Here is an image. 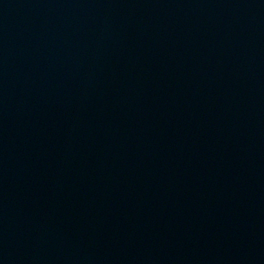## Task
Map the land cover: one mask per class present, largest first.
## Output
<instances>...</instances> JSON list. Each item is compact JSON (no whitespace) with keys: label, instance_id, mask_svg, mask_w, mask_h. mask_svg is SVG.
<instances>
[{"label":"water","instance_id":"water-1","mask_svg":"<svg viewBox=\"0 0 264 264\" xmlns=\"http://www.w3.org/2000/svg\"><path fill=\"white\" fill-rule=\"evenodd\" d=\"M0 264H264V0H0Z\"/></svg>","mask_w":264,"mask_h":264}]
</instances>
